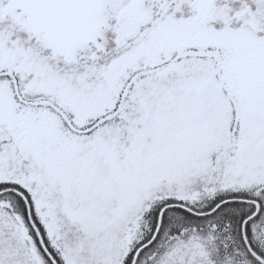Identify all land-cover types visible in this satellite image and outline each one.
<instances>
[{"label": "snow or ice", "instance_id": "6c2138e0", "mask_svg": "<svg viewBox=\"0 0 264 264\" xmlns=\"http://www.w3.org/2000/svg\"><path fill=\"white\" fill-rule=\"evenodd\" d=\"M0 264H264V0H0Z\"/></svg>", "mask_w": 264, "mask_h": 264}]
</instances>
